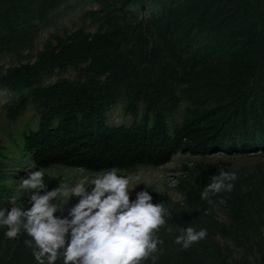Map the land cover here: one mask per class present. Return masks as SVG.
<instances>
[{"label":"trees","instance_id":"16d2710c","mask_svg":"<svg viewBox=\"0 0 264 264\" xmlns=\"http://www.w3.org/2000/svg\"><path fill=\"white\" fill-rule=\"evenodd\" d=\"M65 1L34 5L8 0L0 21V56L31 46L38 24L51 21L54 15L48 16L49 11ZM183 11L190 15L186 30L193 32L186 40L188 45L217 48L212 65L198 69L191 64L186 69L187 63H181L178 49L186 32L182 36L172 33L163 43L154 37L150 44L141 42L135 48L137 41L123 44L114 31H105L92 36L79 33L70 41L58 39L56 45L45 46L33 63L0 71V89L18 96L8 107V117L15 119L29 105L39 110L37 128L22 133V150L36 168L59 165L97 173L112 167L162 166L178 152L238 155L264 150V0H193ZM172 38L177 39L175 43L169 42ZM82 64H88L84 81H58L24 93L43 73ZM207 69L213 70L212 75L200 77ZM178 80L180 95L174 86ZM212 89L222 100L194 101L200 97L198 92L206 96ZM181 99L190 105L170 128L166 117L174 113ZM120 100L126 101L130 112H136L142 102L137 124H106L107 109ZM44 181L48 189L60 184L46 173ZM196 194V199L201 197ZM241 202L242 198L234 197L231 204L240 206ZM237 211L242 215L241 207ZM169 212L182 228L187 227L182 216ZM26 238L21 234L14 239L16 259L12 262L18 259L21 264H32ZM206 247L201 242L204 252ZM181 264L206 261L202 252L186 251Z\"/></svg>","mask_w":264,"mask_h":264},{"label":"rangeland","instance_id":"374dc122","mask_svg":"<svg viewBox=\"0 0 264 264\" xmlns=\"http://www.w3.org/2000/svg\"><path fill=\"white\" fill-rule=\"evenodd\" d=\"M26 1L41 5L49 0ZM190 1L193 0H162L158 3L154 0H66L49 11L48 16L54 15L51 21L44 20L40 25L37 20H33V24H38L40 28L32 45L22 47L14 53L1 55L0 71L33 63L45 46L56 45L58 39L70 41L79 33L92 36L105 31H114L115 37L123 44L137 41L135 48L139 47L141 42L150 44L154 37L157 38V43H163L167 38L173 37L172 33L182 36L186 32L178 49L182 56L181 63H187L186 69L191 64L198 69L207 67L212 65L214 58L218 56L217 48L213 49L211 45L199 43L188 45L186 42L193 33L186 30L185 23L188 22L186 18L190 15L183 11ZM8 4V0H0V21ZM121 33L124 35H116ZM176 40L172 38L169 42L175 43ZM163 51L167 53L165 45ZM135 54L141 57L139 53ZM87 65L67 66L45 72L40 81L26 89L24 93L58 81L70 83L84 81L87 76L85 71ZM212 73L213 70L207 69L199 75L202 77ZM181 74L180 70L178 75ZM194 76L192 73L191 77ZM201 80L194 79L196 82ZM178 82L179 80L174 85L175 93L180 95L182 87L177 84ZM197 94L203 98L197 97L194 99L195 102L203 99H207L208 102L211 99L222 100L216 89L210 90L206 96L204 93ZM16 99L18 96L13 92L0 89V206L4 207H10L8 198L13 194L20 179L29 171L39 169L32 164L29 154L22 150V133L37 128L39 110L29 105L11 120L8 117V107ZM125 103L126 101L120 100L107 109L106 124L112 127L132 126L140 121L143 113L142 102H139L136 112L128 111ZM189 105L188 100L179 101L174 113L166 117L170 128L180 121L183 111ZM221 169L237 174L232 190L210 196L211 203L199 196L196 199V192L201 195L206 179H209L210 183L211 177L218 175ZM43 170L48 176L58 178L59 183L69 184L85 175L91 177L96 174L59 165ZM120 174L141 177L142 184L130 192V200H135L136 193L147 188L153 196V204L163 203L166 208L182 216L187 222V227L207 229L204 239L188 249H183L174 242L183 228L169 212L166 224L161 226L158 232L163 244L159 245V251L153 254L156 256L155 264H181V257L186 251L202 252L206 264H261L264 253V150L238 155L215 153L193 156L186 152H178L162 166H136L129 170H120ZM246 193L249 194L248 197ZM234 197L242 198L240 206L238 204L232 206ZM77 202L78 198H72L69 209ZM238 207H241L242 215L237 214ZM169 227L172 228L171 232L167 230ZM201 242L206 243L205 252L201 249ZM16 244L15 240L6 238L4 230L0 229V264H21L18 259L17 263L12 262V258L16 259ZM32 264H36L34 259ZM144 264L153 262L148 259Z\"/></svg>","mask_w":264,"mask_h":264},{"label":"clouds","instance_id":"9594fccd","mask_svg":"<svg viewBox=\"0 0 264 264\" xmlns=\"http://www.w3.org/2000/svg\"><path fill=\"white\" fill-rule=\"evenodd\" d=\"M44 170L29 171L8 198L10 207L0 206V229L10 240L21 234L36 264H155L158 232L166 224L168 208L153 204L147 188L130 200L140 185L139 175H122L116 167L94 176H83L69 184L48 189ZM237 174L220 170L203 188L201 199L231 191ZM78 198L75 205H69ZM65 212L67 213L65 215ZM169 232L172 228L167 229ZM174 242L183 249L204 239L207 229L186 227Z\"/></svg>","mask_w":264,"mask_h":264}]
</instances>
